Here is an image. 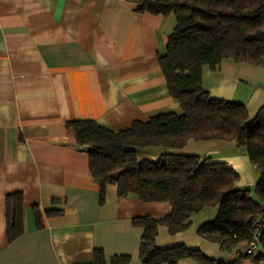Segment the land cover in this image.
<instances>
[{"label": "crops", "instance_id": "1", "mask_svg": "<svg viewBox=\"0 0 264 264\" xmlns=\"http://www.w3.org/2000/svg\"><path fill=\"white\" fill-rule=\"evenodd\" d=\"M139 1L0 0V264H91L95 250L106 264L114 256L142 264L143 228L133 218L171 212L167 201L118 196L113 184L101 201L90 152L67 126L95 120L118 131L157 113L181 112L158 63L175 16L136 12ZM201 81L211 97L243 103L249 120L264 103V67L223 59L215 69L204 66ZM164 151L225 162L238 173L239 189H252L258 179L245 147L234 140L189 139L179 149L149 147L137 156L155 160ZM15 192L22 194L25 230L9 242L5 200ZM33 207L41 228L35 227ZM53 208L62 212L46 216ZM203 212L192 214L191 225L175 234L159 226L155 244L183 243L227 264H264L236 261L238 251L200 237L197 228L217 210ZM176 264L202 263L183 258Z\"/></svg>", "mask_w": 264, "mask_h": 264}, {"label": "trees", "instance_id": "2", "mask_svg": "<svg viewBox=\"0 0 264 264\" xmlns=\"http://www.w3.org/2000/svg\"><path fill=\"white\" fill-rule=\"evenodd\" d=\"M135 11L175 16L158 63L167 91L179 103L181 112L157 113L118 131L95 120H74L67 126L73 130L77 144L90 152L89 171L99 182L101 201L106 185L113 184L118 196L136 195L145 202L170 203L171 212L160 219L133 218V224L143 228L139 248L142 264H176L183 258L202 264H227L183 243L159 248L155 237L159 226L175 234L191 225L192 214L217 207L216 217L196 232L229 252L250 237L253 222L264 209V103L249 120L243 103L211 97L201 81L202 68L215 69L223 59L264 67V0H142ZM189 139L234 140L244 146L250 164L259 173L254 188H237L235 169L208 156L170 151L155 160L137 156L138 149L143 148L179 149ZM56 202L52 199L53 204ZM5 206L10 242L25 230L22 194H8ZM61 212L53 208L45 215ZM33 214L35 227L41 228L36 207ZM260 244L256 257L241 254L236 261L264 260V233ZM110 261L125 264L128 257L114 256ZM91 264H106L102 251H94Z\"/></svg>", "mask_w": 264, "mask_h": 264}, {"label": "built area", "instance_id": "3", "mask_svg": "<svg viewBox=\"0 0 264 264\" xmlns=\"http://www.w3.org/2000/svg\"><path fill=\"white\" fill-rule=\"evenodd\" d=\"M262 233H264V209L261 210L253 222L250 237L245 241L239 242L233 249L238 251L239 255L246 254L256 257L260 252Z\"/></svg>", "mask_w": 264, "mask_h": 264}, {"label": "rangeland", "instance_id": "4", "mask_svg": "<svg viewBox=\"0 0 264 264\" xmlns=\"http://www.w3.org/2000/svg\"><path fill=\"white\" fill-rule=\"evenodd\" d=\"M251 174L253 175V177L255 178L256 176L258 177L259 176V173H258V171L257 170H251ZM255 185V184H254ZM254 185H253V188H254ZM252 188V189H253ZM217 210V208H214V207H207V208H205V212H203L204 214H202V215H205V216H209L210 215V213L212 212V211H214V210ZM197 220H198V218H197Z\"/></svg>", "mask_w": 264, "mask_h": 264}]
</instances>
